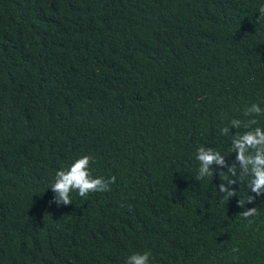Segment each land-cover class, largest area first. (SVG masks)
Masks as SVG:
<instances>
[{
  "label": "trees",
  "instance_id": "obj_1",
  "mask_svg": "<svg viewBox=\"0 0 264 264\" xmlns=\"http://www.w3.org/2000/svg\"><path fill=\"white\" fill-rule=\"evenodd\" d=\"M261 6L0 0V264H264V195L238 206L255 194L234 151L264 130ZM201 147L224 164L198 180ZM83 156L115 183L58 204Z\"/></svg>",
  "mask_w": 264,
  "mask_h": 264
},
{
  "label": "clouds",
  "instance_id": "obj_2",
  "mask_svg": "<svg viewBox=\"0 0 264 264\" xmlns=\"http://www.w3.org/2000/svg\"><path fill=\"white\" fill-rule=\"evenodd\" d=\"M260 17L264 18V6L259 8ZM251 112L259 113L260 108L253 104L250 109ZM255 123V121H252ZM233 125L239 127L236 121ZM227 131V129H225ZM198 160L201 167L197 179H203L204 175L212 177L213 173L209 171V166L213 164L223 165L224 160L222 156L211 150H205L203 147L199 148ZM234 151L236 153V160L239 162L241 169L247 172V177L242 175L241 179H247L248 189L255 195L247 196L246 201L238 200V206L242 203L252 204L255 202L257 196L264 195V130L257 127L253 131H249L240 136L234 141ZM92 158L83 156L75 160L67 170H58L56 172L55 182L50 187L56 193L55 201L58 204L69 205L72 204L71 194L78 193L80 197L87 198L90 193L107 192L110 191V184H114L116 178L113 176L109 179L103 177H93L91 170ZM232 175L236 174L235 168L229 169ZM225 177L222 174L221 179ZM235 183V181H229ZM221 192H226L228 195H237L234 191H229L223 184L220 186ZM227 200V196L224 198ZM258 214V209L253 207L246 209L240 215L248 220L249 224L253 221L250 219ZM237 251V249H233ZM150 253H136L128 257L126 264H149Z\"/></svg>",
  "mask_w": 264,
  "mask_h": 264
}]
</instances>
